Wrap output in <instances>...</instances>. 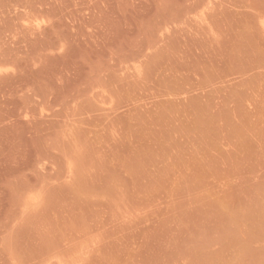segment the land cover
<instances>
[{
	"label": "rangeland",
	"instance_id": "obj_1",
	"mask_svg": "<svg viewBox=\"0 0 264 264\" xmlns=\"http://www.w3.org/2000/svg\"><path fill=\"white\" fill-rule=\"evenodd\" d=\"M0 264H264V0H0Z\"/></svg>",
	"mask_w": 264,
	"mask_h": 264
}]
</instances>
